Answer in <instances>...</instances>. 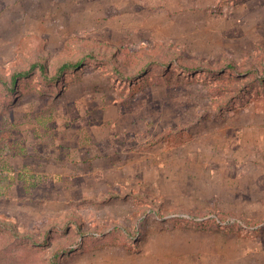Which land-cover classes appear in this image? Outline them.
I'll use <instances>...</instances> for the list:
<instances>
[{"label": "rangeland", "instance_id": "1", "mask_svg": "<svg viewBox=\"0 0 264 264\" xmlns=\"http://www.w3.org/2000/svg\"><path fill=\"white\" fill-rule=\"evenodd\" d=\"M0 264H264V0H0Z\"/></svg>", "mask_w": 264, "mask_h": 264}, {"label": "trees", "instance_id": "2", "mask_svg": "<svg viewBox=\"0 0 264 264\" xmlns=\"http://www.w3.org/2000/svg\"><path fill=\"white\" fill-rule=\"evenodd\" d=\"M76 66V64H64V65H62L59 69H58V72L60 73V72H63V71H65V70H67V69H71V68H73V67H75ZM21 76L22 75H25V74H20ZM20 75H17L16 77H18V76H20Z\"/></svg>", "mask_w": 264, "mask_h": 264}]
</instances>
